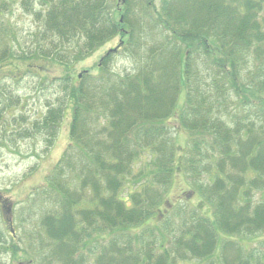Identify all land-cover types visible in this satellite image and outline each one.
I'll return each mask as SVG.
<instances>
[{
    "label": "trees",
    "instance_id": "1",
    "mask_svg": "<svg viewBox=\"0 0 264 264\" xmlns=\"http://www.w3.org/2000/svg\"><path fill=\"white\" fill-rule=\"evenodd\" d=\"M14 1L43 21L44 45L37 54L12 59L0 27V80L7 76L17 86H9L5 104L0 96V113L20 105L21 82L38 75L34 58L47 60L51 47L60 52V44L70 46L65 52L74 60L66 65L75 68L118 36L124 42L120 52L127 49L136 61L125 76L109 72L110 51L93 75L89 69L75 75L73 69L57 77L62 92L68 90L63 98L57 92L59 104L29 122L30 136L39 134L50 148L68 110L73 112L72 146L59 158L53 185L37 190L39 196L56 195L58 204L46 215L44 209L27 210L31 222L42 215L28 236L47 242L50 258L67 264L75 257L74 237H89L85 225L96 217L107 232L112 228L98 264H264L263 250L259 254L223 240L241 231L264 234V201L243 203L263 188L264 126L259 133L254 126L238 143L235 137L244 129L219 110L231 97L252 101L261 92L264 120V0H160V6L156 0H117L111 10L110 0H42L39 11L33 0H0V26ZM147 28L155 32L148 34ZM53 78L43 77V82ZM180 135L188 138L185 147L177 143ZM225 170L237 186L219 190ZM186 174L200 203L188 209L180 202L164 210L166 191ZM13 205L0 191L2 221L16 243ZM164 226L172 231L170 245ZM255 237L242 244L248 247L261 238ZM5 239L0 229V264L2 254L13 248ZM245 251L251 255L243 256Z\"/></svg>",
    "mask_w": 264,
    "mask_h": 264
},
{
    "label": "rangeland",
    "instance_id": "2",
    "mask_svg": "<svg viewBox=\"0 0 264 264\" xmlns=\"http://www.w3.org/2000/svg\"><path fill=\"white\" fill-rule=\"evenodd\" d=\"M33 1L36 10L39 11L41 9L40 4L42 0ZM115 2L117 5V0H110L107 6L108 9H113V6L115 7ZM156 4L160 6V0H156ZM13 5L12 11L3 16L2 25L0 26L3 34V41L6 44L7 50L10 51L12 55L9 57H12V59H19L24 55L27 56L32 53L37 54L39 52L38 48L44 45L40 41L44 30L41 29L44 27V23L39 19L37 14L26 12L20 2L14 1ZM144 29H146V26H144L140 32L143 33ZM147 29L148 34L149 32H155L149 28ZM159 33L160 32H158L157 37ZM120 40V37H114L104 45L105 47L102 50L99 49L89 53V56L86 55L87 57H84V59L80 61L81 63L75 67L76 69L66 65L74 60L72 53L68 54L65 52L71 48L70 46H65L64 43L60 44L61 50H63L60 52H58L55 46L49 48L48 52L51 57H48L47 60L40 57L34 58L37 64L40 65V68L38 67L39 71L35 72V74L38 75L35 77L29 74L21 82L20 94L22 97L20 105L0 113V118L3 119L1 120L2 123H0V191L7 194L12 200V204H14V225L18 228L15 243L13 237L6 233V227L0 213V229L2 232H5L6 245L13 246L11 251L7 253L5 251V253L2 254V264H60L61 261L58 262L55 258H50L53 249L47 248V242L33 241L27 234L31 231L33 226H36V221L39 224L42 215H38V218H35L36 221L31 222L32 220H30L26 212L30 207H33L48 211L43 213L46 215L47 213H52V210H54L55 206L58 204V202H56V195L52 197L51 195L43 196L40 194L39 196L37 193L39 191L37 190L42 188L41 192H43L47 184L53 185L50 181L53 173H55L59 158L64 152H68L70 146H72L70 126L73 112L70 109L68 110L55 142L50 148H47V144L44 141L45 138H40L41 136H39V134L34 133V135H32V133L30 136L28 125H30L29 122L37 118L41 112L46 113L51 106H57L59 104L60 101H58L57 92H62L59 88L62 83H60L61 81L57 79V77L64 74H71L73 69L75 75L78 72L88 69L89 71H93V75L102 54L109 48L119 46ZM71 45L73 47L74 43ZM14 55L15 57H13ZM65 58H69L67 59L69 62L60 61ZM2 62L3 66H5L6 62ZM135 65L136 61L133 56L127 52V49H124L120 53H113L108 70L109 72L112 71L121 76H125L128 72L132 71ZM17 75H20V73ZM43 77L54 78L52 81L47 80L43 82ZM51 82L54 83V86L49 88ZM14 84L15 81L7 78V76L0 80V96H2L4 104L10 101L8 100L10 97V87H17ZM65 85L68 87V84ZM69 86L72 87L71 84H69ZM68 88L63 90V92L67 91ZM63 92L60 93L59 97L63 98ZM65 101L67 103L68 100L65 99ZM262 104V93L257 92L252 98V101L243 98L239 99L235 96L227 100L224 106L219 109L226 115L234 118L238 123L237 128L244 129L240 135L235 137L238 143L249 137L254 126L257 133H259L261 127L264 126V120L260 113ZM2 107L3 105L0 106V109ZM22 115L25 116V121L18 119ZM245 124L250 125V129H248ZM207 137L209 136L207 135ZM187 141L188 138H186V135H180L177 138V143L180 147H185ZM219 149V146L216 147L217 151ZM83 157L88 158L89 156L83 155ZM77 171H79V168H77ZM205 177L208 180V177ZM69 178H71L70 175ZM224 178L226 182H223L219 190H229L231 187L237 186L235 181H230L233 177L230 175L229 171L225 170ZM216 179L217 173L215 172V180ZM73 181L76 182V184L81 182V180H77L76 177H74ZM219 181L220 180L216 181V183ZM261 185L263 188L254 191L253 199L246 198L245 202H243L244 204L252 205L251 203L260 200L264 201V175ZM128 188H133V186H128ZM72 189L76 190V188ZM240 190L241 184L238 187V191ZM48 191H51V189ZM166 200V207H163L164 210H171L175 208V206L180 205V202L185 204L188 209H192L200 203V199L193 191L192 178L187 174L179 175L175 178L172 187L166 191ZM228 203H231L230 196L228 197ZM213 206L215 207V205ZM203 209L207 214L211 213L210 205L204 204ZM170 213L171 215L173 214L172 212ZM253 213L254 211L252 209L250 214ZM242 216H244V210H242ZM172 222L174 224L175 220L173 219ZM85 226L88 230L89 237L83 234H79L76 239L74 237L73 247L75 257H72L71 261H68L67 264H98L97 256L100 254L102 247L108 248L106 245L109 243V238L107 239V237H109L112 228H109L107 232V230H105L107 227L103 225L102 220L96 217L91 218ZM162 230L169 238L167 245H170L172 240L171 229L164 226ZM228 234L236 240L247 238L248 236L250 237V232L248 231ZM261 237L262 241L253 246H257V249L263 250L264 253V236ZM70 255L72 256V254ZM62 263H65V261Z\"/></svg>",
    "mask_w": 264,
    "mask_h": 264
},
{
    "label": "flooded vegetation",
    "instance_id": "3",
    "mask_svg": "<svg viewBox=\"0 0 264 264\" xmlns=\"http://www.w3.org/2000/svg\"><path fill=\"white\" fill-rule=\"evenodd\" d=\"M259 237H261V236L255 237L254 239H257ZM247 238H243V239H239V240L229 239V240H226V241H229V243H237V244L239 243L240 245H242L244 248H246L248 250H250V249H256L257 252L260 254L261 253V250H258L257 249L258 247L257 246H253V245L259 243L260 241H262V237L259 240L252 241L251 244L248 243L249 244L248 247L246 245H243L242 244L244 241H247L246 240ZM241 253L243 254V256H249V255H251V252H249L248 255L245 254V253H247L246 251L245 252H241Z\"/></svg>",
    "mask_w": 264,
    "mask_h": 264
}]
</instances>
